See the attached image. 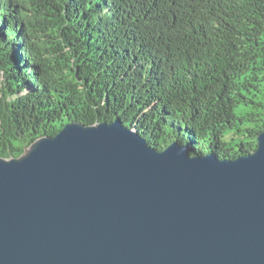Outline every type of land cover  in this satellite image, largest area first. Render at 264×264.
<instances>
[{"label": "trees", "instance_id": "16d2710c", "mask_svg": "<svg viewBox=\"0 0 264 264\" xmlns=\"http://www.w3.org/2000/svg\"><path fill=\"white\" fill-rule=\"evenodd\" d=\"M121 119L237 158L264 128V0H0V156Z\"/></svg>", "mask_w": 264, "mask_h": 264}, {"label": "water", "instance_id": "95a60500", "mask_svg": "<svg viewBox=\"0 0 264 264\" xmlns=\"http://www.w3.org/2000/svg\"><path fill=\"white\" fill-rule=\"evenodd\" d=\"M0 264H264V128L231 159L66 122L0 156Z\"/></svg>", "mask_w": 264, "mask_h": 264}]
</instances>
